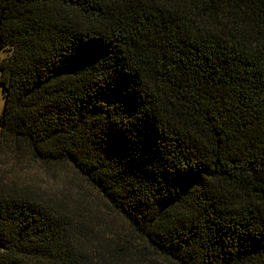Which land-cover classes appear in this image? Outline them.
I'll return each mask as SVG.
<instances>
[{
    "label": "trees",
    "instance_id": "trees-1",
    "mask_svg": "<svg viewBox=\"0 0 264 264\" xmlns=\"http://www.w3.org/2000/svg\"><path fill=\"white\" fill-rule=\"evenodd\" d=\"M0 49V264H264V0H0Z\"/></svg>",
    "mask_w": 264,
    "mask_h": 264
},
{
    "label": "rangeland",
    "instance_id": "rangeland-1",
    "mask_svg": "<svg viewBox=\"0 0 264 264\" xmlns=\"http://www.w3.org/2000/svg\"><path fill=\"white\" fill-rule=\"evenodd\" d=\"M10 53V50L0 49V60L7 58ZM4 101V91L0 86V114L3 111ZM21 179L26 182H33L47 190L53 188L55 191V186L57 189L61 188V185H57L58 180L49 177L44 170L37 168H33L32 171L27 174H22ZM72 187L75 194L79 190H82V207L80 209V214L82 215L81 222L83 224L88 225L92 231L102 229V234L100 235L106 238L113 233L122 237L129 233V229L125 222L120 217L106 210L100 197L93 190L88 188L82 180H76L72 184ZM54 191L49 192V194L55 193ZM56 193L60 195L57 190ZM70 194H74V192ZM69 202L71 207L75 206L71 200Z\"/></svg>",
    "mask_w": 264,
    "mask_h": 264
}]
</instances>
